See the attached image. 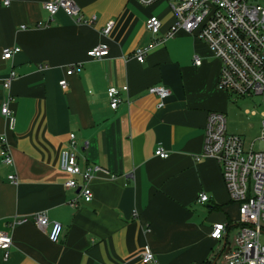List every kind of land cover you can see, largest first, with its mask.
<instances>
[{
  "label": "crops",
  "instance_id": "1",
  "mask_svg": "<svg viewBox=\"0 0 264 264\" xmlns=\"http://www.w3.org/2000/svg\"><path fill=\"white\" fill-rule=\"evenodd\" d=\"M46 1L0 5V108L9 96L16 116L10 131L0 114V133L14 159L11 166L0 157V231L12 237L7 257L0 249V264H140L146 248L159 264L209 260L222 243L210 238L213 225H232L234 204L238 209L218 162L203 155L207 115L225 112L230 97L218 87L220 60L184 30L152 44L144 62L133 57L137 47L151 44L149 17L161 20L159 37L174 23L164 0H73L85 19L95 17L92 25L77 24L62 10L46 24ZM98 44L108 54L90 58L87 51ZM14 46L19 52L4 60V49ZM72 64L82 70L67 76ZM11 71L5 90L1 81ZM62 78L66 90L58 84ZM153 85L170 90L161 107L148 92ZM109 87L119 91L116 109ZM70 133L81 167L98 164L117 175L94 176L93 199L77 208L68 204L77 189L64 187L68 174L59 168ZM158 147L168 156L155 155ZM201 192L206 202L197 201ZM37 212L46 213L47 227L31 219ZM21 217L28 220L9 227ZM53 222L62 226L55 243L48 239Z\"/></svg>",
  "mask_w": 264,
  "mask_h": 264
},
{
  "label": "built area",
  "instance_id": "2",
  "mask_svg": "<svg viewBox=\"0 0 264 264\" xmlns=\"http://www.w3.org/2000/svg\"><path fill=\"white\" fill-rule=\"evenodd\" d=\"M11 0H0V5L8 6ZM142 4H150L159 0H138ZM172 9L175 21L169 30L158 36L161 20L157 16L149 17L145 22L146 30L151 34V44L137 47L133 57L144 62L145 55L152 44L174 36L178 30H184L203 41L212 50L220 62L218 87L229 94L240 96L264 95V7L249 3L246 0H164ZM48 13L46 24L54 15L62 10L73 17L77 24L92 25L95 17L85 19L73 0H50L43 3ZM114 21L106 23L101 33L107 36ZM43 25L39 22L38 26ZM22 28L24 26H21ZM20 48L4 49L2 58L11 59ZM108 54L105 45L98 44L87 51L90 58L101 59ZM195 65L201 64L199 57H194ZM81 64H72L65 72L67 76L79 73ZM15 72L11 71L7 78L1 81V86L9 90L10 82ZM59 86L66 90L68 81L62 78ZM110 107L116 109L120 98L116 87H109ZM150 94L159 98L158 107L170 95V90L162 85L148 88ZM255 112H253L254 114ZM0 114L4 117L7 129L13 131L16 126V116L9 107V96L2 102ZM261 131L258 138V148L252 142L245 149V142L239 135L226 131V119L223 112H209L206 118L204 132L203 155L213 157L218 162L232 202L238 204L239 224L235 241L236 246L225 250L228 243L229 230L232 225L215 223L210 238L222 244L219 250L203 262L189 264H264V111L261 112ZM77 143L74 133L69 134L68 145L60 152L59 168L68 174L64 182L67 189H79L77 196L68 204L77 208L80 202L88 203L93 199L90 182L94 176L101 174L109 180L117 175L98 164H86L81 167L78 162ZM155 155L165 158L168 152L162 147L155 150ZM0 157L7 165H14V159L9 149L5 133H0ZM8 179L16 183V175L9 174ZM208 196L201 192L198 202H206ZM36 225L41 228L48 226L45 212H37L31 216ZM28 220L27 217L14 218L9 227H14ZM62 232L58 222L51 224L48 239L57 242ZM12 245V237L6 231H0V249L7 257L8 248ZM140 264H159L154 254L146 248L140 256Z\"/></svg>",
  "mask_w": 264,
  "mask_h": 264
},
{
  "label": "rangeland",
  "instance_id": "3",
  "mask_svg": "<svg viewBox=\"0 0 264 264\" xmlns=\"http://www.w3.org/2000/svg\"><path fill=\"white\" fill-rule=\"evenodd\" d=\"M249 3L261 4L264 7V0H246ZM264 35V31L262 32ZM264 111V95L240 96L230 94L228 106L224 113L226 119V131L229 134H235L242 137L245 142V149L254 142V148H258V138L261 131V112ZM253 112H255L253 114ZM232 226L229 230L228 243L225 250L232 249L236 246V235L241 225L239 222L237 205L234 204L230 213ZM264 226V223H262ZM222 246V244H219ZM219 246L213 248L216 253Z\"/></svg>",
  "mask_w": 264,
  "mask_h": 264
},
{
  "label": "water",
  "instance_id": "4",
  "mask_svg": "<svg viewBox=\"0 0 264 264\" xmlns=\"http://www.w3.org/2000/svg\"><path fill=\"white\" fill-rule=\"evenodd\" d=\"M79 191V189H77V192Z\"/></svg>",
  "mask_w": 264,
  "mask_h": 264
}]
</instances>
